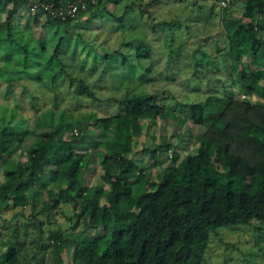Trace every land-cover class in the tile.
I'll list each match as a JSON object with an SVG mask.
<instances>
[{
    "label": "trees",
    "instance_id": "1",
    "mask_svg": "<svg viewBox=\"0 0 264 264\" xmlns=\"http://www.w3.org/2000/svg\"><path fill=\"white\" fill-rule=\"evenodd\" d=\"M68 1L0 0V14H4L0 47L6 43L23 51L18 59L23 69L18 71L28 75L26 58L32 53L34 63L41 69L48 67L50 89L60 71L74 83L62 57L67 34L57 35L45 66L36 59V48L29 51L28 44L13 35V22L18 11L24 10L28 28L68 30L107 0H81L73 17L51 12L57 6L66 8ZM221 1H227L221 4L226 42L216 49L228 67L223 75L242 98H235L225 81L221 90L225 97L220 92L195 100L176 98L173 105L165 104V96L155 89L102 98L80 79L70 90L78 112L60 106L58 98H53L57 93L50 97V106H38L42 96L33 89L28 91L31 107L40 110L33 126L0 127V207H24L35 202L36 196L43 199L42 211L60 201L79 205L83 228H60L51 236L54 264H202L211 232L238 224H264V0H244L243 18L227 12L235 0ZM159 2L147 0L141 11L150 15L149 7ZM47 4L49 9L44 8ZM123 16L112 14L119 20ZM161 22L169 27L174 23ZM151 57L150 48L141 43L134 47L138 61ZM120 61L126 64L125 57ZM6 73L7 89L14 76ZM89 76L92 73L88 80ZM187 117L205 128L196 136L195 151L169 160L172 141L163 134L158 145L145 148L157 170L155 177L145 167L138 168L126 142L141 137L160 119H174L182 127ZM27 136H32L31 141L22 146ZM91 161L100 169L96 184H89L85 175ZM30 179L35 182L29 183ZM47 180L53 185L48 186ZM121 207L132 209L133 215L122 217ZM0 248V264H25L13 241ZM65 251L68 263L62 256Z\"/></svg>",
    "mask_w": 264,
    "mask_h": 264
},
{
    "label": "rangeland",
    "instance_id": "2",
    "mask_svg": "<svg viewBox=\"0 0 264 264\" xmlns=\"http://www.w3.org/2000/svg\"><path fill=\"white\" fill-rule=\"evenodd\" d=\"M243 1L235 0L227 12L243 18ZM140 2L142 5H139ZM146 2L107 0L95 10L85 13L68 30L61 26L28 28L27 15L24 10H19L13 22V35L21 39L22 44H28L29 51L36 48V59L47 66L57 35L67 34V45L62 53L67 72L75 77L74 83L84 79L102 98L121 96L133 90L155 89L165 96V104L173 105L176 98L195 100L209 93L219 94L224 81L228 87H232L235 98L243 97L235 87L230 86L229 77L223 75L227 74L228 67L221 61L222 57L216 49L217 45L223 47L226 42L221 23V4H227V1L160 0L157 6L149 7L152 10L150 15L141 11ZM128 5L130 8L123 16ZM113 13L123 16V19L113 18ZM0 18H4V14H0ZM165 20L174 23L169 27L161 22ZM139 43L151 49V58L140 61L134 58V47ZM116 48L118 50L113 51ZM114 53L120 59L113 56L112 61ZM22 56L23 51L12 49L6 43L0 47V127L15 124L21 129L31 128L34 116L40 111L38 106H50L53 93H57L53 98H58L60 106H68L78 112L73 106L76 100L71 97L70 90L74 83H70L69 75L60 71L56 83L53 82L54 87L50 89L49 69H41L34 63L32 53L26 58V68L31 74L18 71L23 69L22 64L18 63ZM122 56L126 64L119 62ZM149 67L151 69L148 71ZM5 71L12 72L14 76L7 89ZM89 73L93 75L89 76L90 80L87 79ZM148 78H151L150 82ZM24 84L29 86L27 90ZM33 89L42 96L35 109L31 107L28 95V91ZM222 96L225 97L224 94ZM84 109L87 108L81 110ZM196 121L187 117L186 124L181 127L174 119H160L141 137L126 142L138 168L145 167L155 177L157 170L145 148L158 145L163 134L170 136L172 148L177 152L169 150V160L193 153L196 136L205 130ZM31 138L27 136L22 146L28 145ZM88 165L85 173L88 183H99L98 164L91 161ZM34 182V179L29 180V183ZM47 184L53 185L49 181ZM35 198V202L24 207H0V247L13 241L20 260L25 264H54L56 254L52 250L51 236L60 228L68 231L83 228L79 205L73 200L60 201L53 204L49 211H42L43 199L40 200L39 196ZM120 214L130 218L133 210L121 207ZM36 222L40 224L37 226ZM62 256L68 263V251L63 252ZM202 264H264V224H238L211 232Z\"/></svg>",
    "mask_w": 264,
    "mask_h": 264
},
{
    "label": "built area",
    "instance_id": "3",
    "mask_svg": "<svg viewBox=\"0 0 264 264\" xmlns=\"http://www.w3.org/2000/svg\"><path fill=\"white\" fill-rule=\"evenodd\" d=\"M68 2L69 3L66 6V8H64L62 5L61 6H57L53 10H51V12H53V13L55 12V13L61 14L63 17H66L67 15H70L72 17L76 16L77 11L79 9V2H81V0H71V1H68ZM223 5H226V4H223ZM35 6L36 5H34V7ZM50 7H51L50 4L44 5V8H48L49 9ZM82 7H84V6H82Z\"/></svg>",
    "mask_w": 264,
    "mask_h": 264
}]
</instances>
